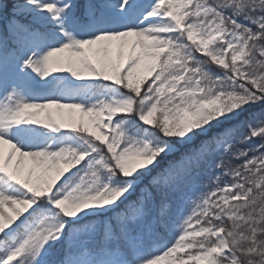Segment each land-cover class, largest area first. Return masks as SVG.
I'll return each mask as SVG.
<instances>
[{
  "label": "snow or ice",
  "instance_id": "snow-or-ice-1",
  "mask_svg": "<svg viewBox=\"0 0 264 264\" xmlns=\"http://www.w3.org/2000/svg\"><path fill=\"white\" fill-rule=\"evenodd\" d=\"M0 264H264V0H0Z\"/></svg>",
  "mask_w": 264,
  "mask_h": 264
},
{
  "label": "trees",
  "instance_id": "trees-1",
  "mask_svg": "<svg viewBox=\"0 0 264 264\" xmlns=\"http://www.w3.org/2000/svg\"><path fill=\"white\" fill-rule=\"evenodd\" d=\"M258 142V141H257Z\"/></svg>",
  "mask_w": 264,
  "mask_h": 264
}]
</instances>
